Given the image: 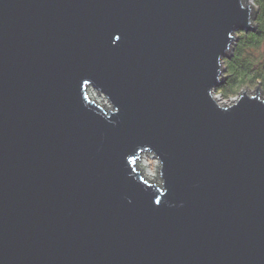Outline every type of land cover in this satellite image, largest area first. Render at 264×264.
<instances>
[{
  "label": "water",
  "instance_id": "obj_1",
  "mask_svg": "<svg viewBox=\"0 0 264 264\" xmlns=\"http://www.w3.org/2000/svg\"><path fill=\"white\" fill-rule=\"evenodd\" d=\"M252 9L0 0V264H264V99L211 94Z\"/></svg>",
  "mask_w": 264,
  "mask_h": 264
},
{
  "label": "trees",
  "instance_id": "obj_2",
  "mask_svg": "<svg viewBox=\"0 0 264 264\" xmlns=\"http://www.w3.org/2000/svg\"><path fill=\"white\" fill-rule=\"evenodd\" d=\"M253 7V29L236 32L232 54L223 60L226 78L216 88L222 98L234 96L242 87L255 83L264 90V59L254 60L249 54L250 50L264 44V0H253Z\"/></svg>",
  "mask_w": 264,
  "mask_h": 264
},
{
  "label": "rangeland",
  "instance_id": "obj_3",
  "mask_svg": "<svg viewBox=\"0 0 264 264\" xmlns=\"http://www.w3.org/2000/svg\"><path fill=\"white\" fill-rule=\"evenodd\" d=\"M249 2V5H251L253 7V0H247ZM243 5L246 4V0H242ZM253 10L255 11V8L253 7ZM234 38H236V36H234ZM237 39L234 40L232 42V44L230 45V48L228 51L229 54H232V46L236 43ZM249 54L251 55V57L255 60V59H259V58H263L264 59V44L261 45L258 49H252L249 51ZM225 58V57H224ZM223 58V60H224ZM224 68V62L222 61V65ZM221 79V77H220ZM220 85V84H219ZM258 85V88L256 89ZM218 87V86H217ZM215 87L212 91V96L213 98L216 100V102L224 107L225 105L228 106V104H231V102H233V99L237 98L238 95H240L243 91H245V94H247L248 96L251 95H255V91L258 90V94L260 95V98L264 99V90L262 89V86L259 84H252L249 86H244L241 89H239V91L234 95L231 96L229 98H225V97H221L219 94H217V90ZM87 92L91 98L92 101H94L96 104H99L103 107H105V109H111V104L108 101L107 97L101 93L100 91L95 90L92 86H88L87 87ZM136 164L138 166V169L140 170L142 176L144 177V179H146L147 181L151 182V183H160V177H159V161L153 157H151V154L148 152H144L141 153L139 155V158H137L136 160Z\"/></svg>",
  "mask_w": 264,
  "mask_h": 264
},
{
  "label": "flooded vegetation",
  "instance_id": "obj_4",
  "mask_svg": "<svg viewBox=\"0 0 264 264\" xmlns=\"http://www.w3.org/2000/svg\"><path fill=\"white\" fill-rule=\"evenodd\" d=\"M224 82V81H223Z\"/></svg>",
  "mask_w": 264,
  "mask_h": 264
}]
</instances>
